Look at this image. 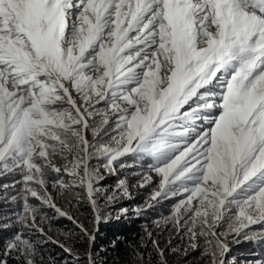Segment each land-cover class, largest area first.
Masks as SVG:
<instances>
[{"label": "snow or ice", "instance_id": "snow-or-ice-1", "mask_svg": "<svg viewBox=\"0 0 264 264\" xmlns=\"http://www.w3.org/2000/svg\"><path fill=\"white\" fill-rule=\"evenodd\" d=\"M133 167L139 188L149 173L158 184L121 206L128 180L103 181ZM62 173L91 230L49 191L69 187ZM168 202L154 223L179 243L161 248L145 226L155 258L141 237L140 264H264V0H0V264H70L49 242L79 261L45 209L77 225L97 264L101 224ZM242 243L260 252L232 255Z\"/></svg>", "mask_w": 264, "mask_h": 264}, {"label": "rangeland", "instance_id": "rangeland-1", "mask_svg": "<svg viewBox=\"0 0 264 264\" xmlns=\"http://www.w3.org/2000/svg\"><path fill=\"white\" fill-rule=\"evenodd\" d=\"M89 139H91L90 135H89ZM69 159H71L70 156H69ZM52 162L58 167H62L64 163V158L62 155L57 154L52 157ZM135 168H137L136 171L132 170V168H129L126 171L120 172L118 177L109 175L103 181V183L105 185L113 186L115 185L118 178H126L128 180L129 191L132 193L133 198L131 200L123 201L122 203L124 204V203L131 201L132 203H134V205H144L146 201L148 200L153 188L157 187L159 178L156 177L154 173H149L150 175H152L154 183L150 187L139 188L138 182L140 181L141 178L133 177L131 173L139 172L141 171V169L139 167H135ZM101 171L103 170L101 169ZM145 171H146V168H145ZM55 175L56 174L53 173V177H55ZM61 178L63 179L64 183L69 185V187L64 190H54L51 187H49V191L52 192L55 202L62 210L69 212L76 221H79L80 223L84 224L86 228L91 230L93 227V225L90 223L92 219V213H91V208L89 204L87 203V197H86V194L83 188L72 187L71 186L72 181L70 177H68L66 174L62 173ZM76 197H78L79 199H74ZM170 203L171 202H168V203H165V205H163L166 212L162 211L160 208L157 209L156 211L157 217H152L148 213L147 214L145 213L143 215L147 219L144 222L140 223V225L143 226L141 235L142 237H145L144 242L147 244V248L149 252H154V251H152V245H151L150 240H148L146 237V233L144 231L145 226L147 227V230L149 232L153 233V238L157 239L160 242L161 248L166 247L167 242L170 238L173 239V246L179 243V241H176L178 238H173V233L170 230H165L163 225H161L158 228L156 224L154 223V221L158 219L161 214L167 215ZM134 205L130 204V206H126V207H131ZM121 206H125V205H121ZM82 208L85 210V212L82 211ZM44 211L48 215L49 220L53 219L56 221V223H53V224H51V221H50L49 224L45 225L47 234L50 236H53L55 239L61 242L68 243L69 246L72 247L74 255H78L80 259L79 261L72 259V257H70L67 253L63 252V250L60 249L56 244H53L51 242L45 245L48 252L51 253L57 259H68L70 261V264H87V259L85 257V254L88 249V244H87L86 238L83 237V234L81 233L77 225L74 224L72 221L68 220L66 217H60L52 209H45ZM103 225L104 224L100 225L98 236L102 234ZM63 233H70L71 234L70 238L66 240V237ZM140 244H141V240L136 245H134V248L137 249L136 251H141L139 247ZM239 245H232V253H231L232 255L241 254V253L234 254L235 248H237V246ZM103 248L104 246L99 244V241L97 239L96 244L93 249L95 258L97 260V264H100V262H104L103 261L104 257L101 254ZM248 254L249 253L243 254V256H241V259H245V258L252 259L253 257L249 256ZM167 255H168L169 264H190V262L194 258L191 256L182 257L178 255H172L170 252L167 253ZM125 264H140V258L132 254L126 260Z\"/></svg>", "mask_w": 264, "mask_h": 264}, {"label": "trees", "instance_id": "trees-1", "mask_svg": "<svg viewBox=\"0 0 264 264\" xmlns=\"http://www.w3.org/2000/svg\"><path fill=\"white\" fill-rule=\"evenodd\" d=\"M89 135L91 136L90 133ZM128 163L132 164L133 161L128 160ZM132 170L136 171L137 168L133 167ZM130 204L134 205V203H132L131 201L124 204L122 203V205L125 206H130ZM158 208L166 212L163 206ZM157 209L154 212L150 211L147 213L150 214V216L152 217H157V212H156ZM82 211L85 212L83 208ZM146 219L147 218H145V216H141L139 219H135V220H121L118 223L114 221H110L108 224L103 225L102 234L98 236L97 239L99 241V244L104 246L101 254L104 257L103 261L105 262V264H125L129 256L132 255L133 252L137 250L134 248V245H136L141 240L142 237L141 234H142L143 226H141L140 223L144 222ZM50 221L51 224L56 223V221L53 219H50ZM113 240H117L116 247L111 246V242ZM176 241L179 240L177 239ZM250 251H256L257 253H259L260 249L254 247V245L250 243H244L237 246V248H235L234 254L235 253L245 254V253H249ZM151 254L153 258H155V253L151 252ZM198 255L199 252H195L192 253L190 256L197 257Z\"/></svg>", "mask_w": 264, "mask_h": 264}]
</instances>
